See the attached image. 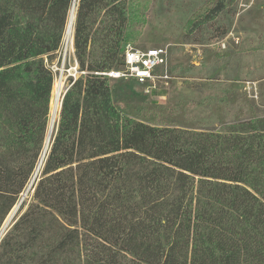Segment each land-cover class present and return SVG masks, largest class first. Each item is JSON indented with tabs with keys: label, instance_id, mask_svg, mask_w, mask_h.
Returning a JSON list of instances; mask_svg holds the SVG:
<instances>
[{
	"label": "trees",
	"instance_id": "trees-1",
	"mask_svg": "<svg viewBox=\"0 0 264 264\" xmlns=\"http://www.w3.org/2000/svg\"><path fill=\"white\" fill-rule=\"evenodd\" d=\"M234 1L217 0L186 35ZM73 4L0 0V230L45 147L49 64ZM130 4L79 0L81 75L0 264H264V117L197 131L124 116L104 73L121 66Z\"/></svg>",
	"mask_w": 264,
	"mask_h": 264
},
{
	"label": "rangeland",
	"instance_id": "rangeland-1",
	"mask_svg": "<svg viewBox=\"0 0 264 264\" xmlns=\"http://www.w3.org/2000/svg\"><path fill=\"white\" fill-rule=\"evenodd\" d=\"M216 1L131 0L125 45L157 48L163 51L165 64L156 71L159 77L152 88L148 87L152 83L109 78L115 104L124 116L154 126L197 131L264 117V0L228 3L215 21L187 36L188 22ZM64 57L63 53L62 74L68 88L81 75L74 41ZM164 74L168 79L160 77ZM41 158L36 177L35 170L20 196L22 210L13 222L32 201L42 172V168L38 171Z\"/></svg>",
	"mask_w": 264,
	"mask_h": 264
},
{
	"label": "built area",
	"instance_id": "built-area-1",
	"mask_svg": "<svg viewBox=\"0 0 264 264\" xmlns=\"http://www.w3.org/2000/svg\"><path fill=\"white\" fill-rule=\"evenodd\" d=\"M65 41V43H64ZM61 49L58 51L57 57L49 64L50 70L54 74V85L52 93H54V88L57 81L62 82V98L64 94L67 92L68 88H65L64 80H63V67L64 61L62 63L61 57L64 53L65 60L67 53L69 52V48L73 45V41L69 46V43L64 39ZM65 51V52H64ZM163 51L157 48H151L146 50H139L132 45H125L123 49L122 55V63L119 69L112 70L108 73H104V76L111 78V79H127V80H134L136 83L140 85H148L152 83L153 85H149L148 87L152 88L151 86L156 85V80L158 79V75L156 71L165 64V60L163 58ZM48 63V61H47ZM79 71V70H78ZM164 79H168L166 74L160 76ZM53 97V95H52ZM37 173L35 172V177ZM36 178H34L33 183ZM31 183V185L33 184Z\"/></svg>",
	"mask_w": 264,
	"mask_h": 264
},
{
	"label": "bare ground",
	"instance_id": "bare-ground-1",
	"mask_svg": "<svg viewBox=\"0 0 264 264\" xmlns=\"http://www.w3.org/2000/svg\"><path fill=\"white\" fill-rule=\"evenodd\" d=\"M76 10H77L76 7L72 8L71 10L68 25H67V30L65 34V39L69 43V46L71 45L73 41ZM61 102H62V82L57 81L55 88H54L53 99L51 102L50 125H49L48 134H47V141L49 139H52V136L55 132V128L57 126V122H58L59 114L61 110ZM19 210L20 208L16 207L15 209L11 211L10 215L8 216L6 222L3 225L2 230L0 231V243L6 231L8 230V228L14 221Z\"/></svg>",
	"mask_w": 264,
	"mask_h": 264
},
{
	"label": "water",
	"instance_id": "water-1",
	"mask_svg": "<svg viewBox=\"0 0 264 264\" xmlns=\"http://www.w3.org/2000/svg\"><path fill=\"white\" fill-rule=\"evenodd\" d=\"M77 3H79V0H78V2ZM75 4H73V8H75ZM76 14H77V10H76ZM75 20H76V17H75ZM74 31H75V28H74ZM66 94V93H65ZM64 94V95H65ZM63 99H64V96H63V98H62V102H63ZM62 102H61V108H62ZM61 111V110H60ZM58 123H59V119H58V122H57V126H56V129H55V131L56 132H54L55 134H53V136H52V139H49L48 141L46 140V144H45V148H44V152H43V155H42V158H41V162H40V164H39V167H38V171L42 168V170H43V168H44V165H45V162H46V160H47V156H48V153H49V148H50V146L52 145V143H53V141H54V138H55V136H56V133H57V128H58ZM36 173H37V170H36ZM34 192H35V189H34ZM22 203H23V200L21 199L20 201H19V203L14 207V209L16 208V207H18V208H20L21 207V205H22ZM8 218V217H7ZM7 220V219H6ZM6 220H5V222H6ZM4 222V223H5ZM15 224V222H12V224L10 225V227L8 228V230L6 231V233H5V236H6V234L10 231V229L13 227V225ZM4 225V224H3ZM2 228H3V226H2ZM2 228H1V230H2ZM0 230V231H1ZM4 236V237H5Z\"/></svg>",
	"mask_w": 264,
	"mask_h": 264
}]
</instances>
